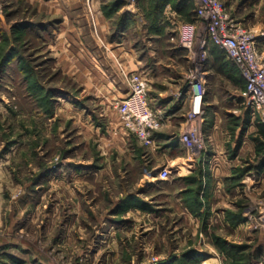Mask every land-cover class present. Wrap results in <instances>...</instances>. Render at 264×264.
<instances>
[{"label": "rangeland", "instance_id": "rangeland-1", "mask_svg": "<svg viewBox=\"0 0 264 264\" xmlns=\"http://www.w3.org/2000/svg\"><path fill=\"white\" fill-rule=\"evenodd\" d=\"M155 1L0 0V264H199L200 253L232 264V245L222 252L216 223L209 231L214 247L209 250L205 239L209 251L198 253L191 245L200 244L204 234L190 235L193 223L172 205V196L180 194L182 211L199 215L217 184L223 202L214 211L222 210L230 223L225 235L239 221L264 232V137L258 132L263 123L245 108V78L208 39L205 56L195 53L203 31H195L194 54L180 46L177 26L196 19L193 0H163L158 6H189L177 8L171 17L177 23L164 27H137L125 20L126 13L114 14L118 6ZM220 1L256 34L264 59V0L257 6L255 0H235L238 6ZM95 6L111 18L109 37L123 29L146 54L152 85L178 88L167 113L183 121L182 130L185 75L196 67L205 72L200 147H181V158L171 165L157 164L149 154L155 140L145 146L130 133L131 151L124 148L119 130L125 128L113 105L110 123L92 116V75L82 65L92 51L99 55L108 48L96 31ZM107 61L116 70L122 65L117 58ZM80 65L81 72L73 73ZM162 102L154 104L163 111ZM164 165L171 173L159 179ZM255 180L256 188L249 184Z\"/></svg>", "mask_w": 264, "mask_h": 264}, {"label": "crops", "instance_id": "crops-1", "mask_svg": "<svg viewBox=\"0 0 264 264\" xmlns=\"http://www.w3.org/2000/svg\"><path fill=\"white\" fill-rule=\"evenodd\" d=\"M262 1L263 0H255L252 2V6H257L258 4L260 5ZM238 4L239 2H236L235 0H229V6H238ZM177 8L188 9L189 6H118L114 11V14L116 13L123 15L126 13L125 20L131 21V23H136L137 27L139 26V23H141L145 27L156 28L164 27L167 22L170 23L169 25H174L177 23L175 19L171 18L177 15ZM94 9V14L97 19V21L94 19L95 24L97 23L96 31L98 32L99 30L101 36H104L106 44H108V48H105V51H101L102 53L99 55H96V52L92 51L91 54H88V58H90L89 63L82 65V68H85L90 73V76L92 75V116L94 118L99 117V119H101L100 117H103L105 121L110 123L111 119L108 112L111 108L112 101L116 98H123L127 95L128 88L123 77V73H129L133 71L141 72L143 76L148 79V89H153L151 90V94H149L150 91H148L150 105L152 107L161 109V107L155 106L154 103L156 100H159V98L163 99L162 112L165 120L163 126L153 132V138L156 144L154 147L150 148L151 150L149 149L150 152H148L157 164L162 163L171 165L170 163L181 158L177 152L181 147L184 146V144L179 140V134L183 128V121H180L177 116H175V112L167 113V111L171 108V103H175L177 101L178 88L174 86V83L173 86L169 83L167 88L164 87L160 89H157L155 85H152L153 77L152 75L148 76V69L144 67V59H146V54L139 52L136 45L130 41L129 38L125 37V31L123 29L120 31L119 37H109L113 34L111 30L113 27L112 21H110L111 18L102 11L101 6H95ZM149 55H151V52H149ZM107 58H117L121 61L122 65L120 68H118L120 69L121 73L118 71V69L116 70V66L113 68L111 66L112 64L108 63ZM78 68H81V65L80 67L74 66L72 68V72H81ZM111 76H113V78H111ZM163 79L167 80V78ZM113 80H117V82H114ZM171 95L173 96L170 99L173 98L174 100L169 99ZM83 117L85 118V122H87V117H90V112H87ZM119 135L120 142L125 146L124 148H129L131 151L129 144L126 143V141L129 140L130 132L121 128L119 130ZM156 147H158V149H156ZM148 178L149 180L155 179L153 176H149ZM253 182H249V184L254 185V188H256L258 180H255L254 184ZM163 183L169 185L170 187H178L176 181L174 180H164ZM217 185L210 191L212 192V199L210 200L209 207L206 209L203 207L205 205H203L202 209L200 210V214L196 216H193L188 211H182V198L180 194L177 196H172V205L183 214V218L186 220V222L193 223L191 232L189 234L195 235L198 233L199 236L204 234V238H202V240L199 239L200 244L198 243L191 246H193L196 251L199 250L203 253L212 250L214 245L212 240L209 238V231L211 229L210 225L216 223V231H218V233L223 236V238L221 237L220 240L223 244H221V246H223L222 252L223 250H225L224 252H229L230 248H225V246L232 245V264H264V232L262 230L258 231L256 229L248 228L239 221L236 224L232 222L233 225L229 227L231 230L225 235V225H229L230 223L228 221L225 222V216L222 210L214 211V209L217 207L216 205H218L220 202H223L221 196L216 194ZM181 190L182 188L180 187L176 189L177 192H180ZM252 200L253 202H258L256 198H253ZM154 201L155 200H150L152 203ZM241 217L242 213L240 214L239 212H237V214L234 216L236 220H239ZM199 223L200 226L198 225ZM177 228L178 225L173 229L177 230ZM175 234H178V232ZM205 239L206 242L203 241ZM202 242L211 244L209 246V250L207 249L208 247L206 248L202 245ZM213 242L217 244V242ZM186 249L188 248H183L181 251H185ZM176 251L178 250L176 249ZM199 251L197 252L200 253ZM223 254L225 255V253ZM225 257L226 255L222 258L225 259ZM205 258L206 257H202L200 253V256L198 257L199 261L201 262L202 260H205ZM210 259L216 260V257Z\"/></svg>", "mask_w": 264, "mask_h": 264}, {"label": "built area", "instance_id": "built-area-1", "mask_svg": "<svg viewBox=\"0 0 264 264\" xmlns=\"http://www.w3.org/2000/svg\"><path fill=\"white\" fill-rule=\"evenodd\" d=\"M195 20L182 22L177 26L181 47L188 55L194 54L195 31L200 30L206 37L199 39L201 58L207 51V41L221 49L225 57L235 63L245 78L241 97L252 118L257 116L264 124V59L257 50V36L243 28L227 11L220 0H193ZM208 39V40H207ZM127 84V95L116 98L112 105L116 109L124 128L134 134L145 146L154 143L153 132L165 123L161 109L150 105L149 82L141 72L123 73ZM186 88L183 104L187 106L185 128L180 131L179 140L188 149L200 147V124L203 120V95L205 72L199 67L190 69L185 75ZM168 165L159 167L157 177L165 179L171 173ZM199 264H203L201 261ZM213 264H220L217 260Z\"/></svg>", "mask_w": 264, "mask_h": 264}, {"label": "trees", "instance_id": "trees-1", "mask_svg": "<svg viewBox=\"0 0 264 264\" xmlns=\"http://www.w3.org/2000/svg\"><path fill=\"white\" fill-rule=\"evenodd\" d=\"M163 0H156L155 2H154V6H158L161 2H162ZM220 51H222L221 49H220ZM223 52V51H222ZM224 53V52H223ZM234 64V63H233ZM239 76H240V74H239ZM259 133H260V135L262 136V137H264V125L263 124H259V131H258Z\"/></svg>", "mask_w": 264, "mask_h": 264}, {"label": "bare ground", "instance_id": "bare-ground-1", "mask_svg": "<svg viewBox=\"0 0 264 264\" xmlns=\"http://www.w3.org/2000/svg\"><path fill=\"white\" fill-rule=\"evenodd\" d=\"M203 264H213L215 262L214 259H205V260H202Z\"/></svg>", "mask_w": 264, "mask_h": 264}]
</instances>
